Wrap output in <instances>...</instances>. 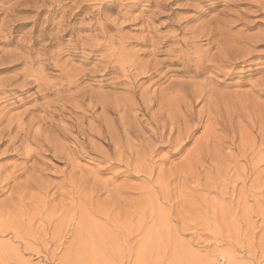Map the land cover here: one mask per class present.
I'll list each match as a JSON object with an SVG mask.
<instances>
[{
  "label": "rangeland",
  "instance_id": "rangeland-1",
  "mask_svg": "<svg viewBox=\"0 0 264 264\" xmlns=\"http://www.w3.org/2000/svg\"><path fill=\"white\" fill-rule=\"evenodd\" d=\"M0 264H264V0H0Z\"/></svg>",
  "mask_w": 264,
  "mask_h": 264
},
{
  "label": "bare ground",
  "instance_id": "bare-ground-1",
  "mask_svg": "<svg viewBox=\"0 0 264 264\" xmlns=\"http://www.w3.org/2000/svg\"><path fill=\"white\" fill-rule=\"evenodd\" d=\"M34 117H35V116H34ZM38 117H39V116H38ZM41 117H42V116H41ZM33 119H34V118L32 117V120H33ZM35 119H36V118H35ZM35 119H34V120H35ZM30 120H31V119H30ZM32 120H31V121H32ZM37 121H38V119H37ZM21 123H22V122H21ZM29 124H32V123H29ZM27 125H28V124H27ZM28 126H30V125H28ZM25 127H27V126H25ZM30 127H31V126H30ZM27 128H28V127H27ZM15 138H16V137H15ZM36 139H37V138H36ZM36 139H35V140H36ZM26 141H27V140H26ZM35 142H36V141H35ZM37 142H38V141H37Z\"/></svg>",
  "mask_w": 264,
  "mask_h": 264
}]
</instances>
